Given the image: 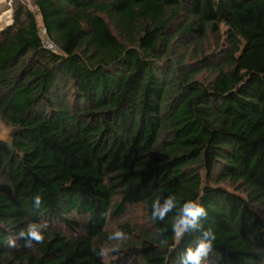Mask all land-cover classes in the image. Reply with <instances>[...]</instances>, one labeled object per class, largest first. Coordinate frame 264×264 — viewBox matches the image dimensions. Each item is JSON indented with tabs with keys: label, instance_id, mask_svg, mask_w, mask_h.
<instances>
[{
	"label": "trees",
	"instance_id": "obj_1",
	"mask_svg": "<svg viewBox=\"0 0 264 264\" xmlns=\"http://www.w3.org/2000/svg\"><path fill=\"white\" fill-rule=\"evenodd\" d=\"M30 1L0 28V264H179L169 192L208 211L207 264H264V0Z\"/></svg>",
	"mask_w": 264,
	"mask_h": 264
},
{
	"label": "clouds",
	"instance_id": "obj_2",
	"mask_svg": "<svg viewBox=\"0 0 264 264\" xmlns=\"http://www.w3.org/2000/svg\"><path fill=\"white\" fill-rule=\"evenodd\" d=\"M11 24L12 23H10V25ZM32 203L34 208L39 209L42 204V198L37 195L34 197ZM178 204H180V207L177 210ZM174 210L175 215L173 217L174 223L172 225V232L177 241L182 242L186 236L198 234V236L194 238L193 245L187 247L181 254L179 264H207L208 258L213 252L217 237L211 227H204V220L208 217V211L205 206L199 198L188 199L180 203L176 198V194L169 192L162 201H154L151 207V218L154 222H163ZM44 228L45 225L34 222L29 223L26 228L21 229L13 237L8 239L9 247H15L17 239H24L29 246L33 241L36 243L42 242L44 238ZM110 238L122 241L126 238V235L122 231H117L114 232ZM118 250V247L112 249V251ZM106 254V251L103 249L98 253L101 258Z\"/></svg>",
	"mask_w": 264,
	"mask_h": 264
},
{
	"label": "rangeland",
	"instance_id": "obj_3",
	"mask_svg": "<svg viewBox=\"0 0 264 264\" xmlns=\"http://www.w3.org/2000/svg\"><path fill=\"white\" fill-rule=\"evenodd\" d=\"M2 4V3H1ZM4 4V3H3ZM13 5H14V2H13ZM3 6H0V8H2ZM2 10V11H1ZM4 9H0V17L2 16L3 20L0 21V27L1 28H5L7 26L10 25V23H12V17H13V8H12V15H11V18L9 20V23H5L4 20H5V16H6V19L8 18V13L7 12H4L3 14H1V12H3ZM38 22H40V20L38 19L37 20ZM40 25V23H39ZM12 128H10L8 125H6L1 119H0V141L1 142H4L5 140H8L10 137H12ZM128 218L130 220V222L132 224H142V218H141V211L140 209L138 208H133V209H129L127 211V214L125 215V217L121 220H124ZM112 229V228H111ZM106 251V255L105 256H109L111 255V249L109 247H105L104 249ZM107 260H110V259H107Z\"/></svg>",
	"mask_w": 264,
	"mask_h": 264
},
{
	"label": "built area",
	"instance_id": "obj_4",
	"mask_svg": "<svg viewBox=\"0 0 264 264\" xmlns=\"http://www.w3.org/2000/svg\"><path fill=\"white\" fill-rule=\"evenodd\" d=\"M14 1L15 0H0V6H3L0 9H4V11L1 12V14H3L4 12L8 13V18L6 19V16L4 17L5 18V20H4L5 23H9V20H10L11 15H12V8H13V2ZM19 1H21L23 4H25L28 7L29 10L33 11V5L31 4L30 0H19ZM2 18L3 17L1 16L0 17V21L3 20ZM39 37L41 39V44H42V48L43 49H45V50H47L48 52H51V53H58L59 52L57 47L48 38V36L46 34V31H45V28L42 25L39 26Z\"/></svg>",
	"mask_w": 264,
	"mask_h": 264
},
{
	"label": "water",
	"instance_id": "obj_5",
	"mask_svg": "<svg viewBox=\"0 0 264 264\" xmlns=\"http://www.w3.org/2000/svg\"><path fill=\"white\" fill-rule=\"evenodd\" d=\"M12 132L14 133V130L12 129ZM10 150H13V137H10L8 140L4 141Z\"/></svg>",
	"mask_w": 264,
	"mask_h": 264
}]
</instances>
